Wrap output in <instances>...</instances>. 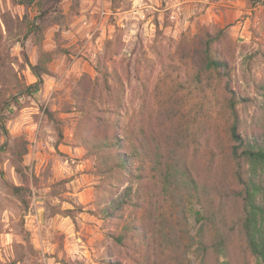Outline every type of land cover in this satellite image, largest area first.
<instances>
[{"label": "rangeland", "instance_id": "obj_1", "mask_svg": "<svg viewBox=\"0 0 264 264\" xmlns=\"http://www.w3.org/2000/svg\"><path fill=\"white\" fill-rule=\"evenodd\" d=\"M44 1L0 0V264H102L108 253L111 261L132 264L126 247L106 237L95 205L96 161L73 138L82 117L78 86L82 80L90 88L98 84L89 96L97 102L100 95L117 96L121 125L137 129L145 84L147 128L153 132L170 121L178 140L192 132L204 139L210 135L211 146L219 150L228 121L223 86L206 79L198 83L178 44L189 39L197 48L198 38H191L201 27L223 28L235 47L231 85L237 110L249 137L264 141V0H58L55 7ZM41 51L50 54L49 73L28 92L36 83L30 65ZM104 74L110 90L104 89ZM4 99L10 104L3 111ZM108 104L111 110L116 106ZM23 142L27 153L21 167L31 184L27 208L11 192L21 184L15 166ZM198 154L203 169L209 155ZM81 161L88 170L76 167ZM145 176V191L157 195L151 173ZM75 177L76 193L70 184ZM255 179L264 191L259 171ZM186 206L194 236L198 206L193 201ZM239 241L235 238L231 247L232 263L260 264ZM209 262L214 264L213 257ZM157 264H164L163 258Z\"/></svg>", "mask_w": 264, "mask_h": 264}, {"label": "trees", "instance_id": "obj_2", "mask_svg": "<svg viewBox=\"0 0 264 264\" xmlns=\"http://www.w3.org/2000/svg\"><path fill=\"white\" fill-rule=\"evenodd\" d=\"M49 1H53L54 7L58 2L44 3ZM33 27L34 32L41 33L39 26ZM195 38L199 40L197 48H191L189 39L180 40L178 48L186 50L198 83L206 79L223 86L222 104L228 112V121L223 141L218 142L219 150L211 146L210 135L204 139L192 132L186 139L178 140L170 121L153 132L147 128L150 117L145 84L138 112L139 126L133 129L121 125L117 96L100 95L98 102L90 99V95L97 93L98 84L93 82L90 88V83L82 80L75 95L82 117L73 138L95 158L100 176L95 205L106 223V237L113 244L126 247L132 264H157L160 258L164 264H190L189 254L198 264H210L211 257L214 264H233L231 247L235 238L261 264L264 191L255 177L258 171L264 177V141L249 137L237 110L238 100L231 85L235 47L225 30L216 28L211 32L201 27L191 41ZM49 60L50 54L41 51L36 64L30 65L36 83L27 88L28 92L42 84L43 76L49 73ZM103 86L110 90L105 74ZM111 101L116 105L113 110L108 108ZM1 103L4 111L10 101L4 99ZM108 112H112V118L107 117ZM57 132L61 142L62 130L57 128ZM200 152L209 155L203 169L199 168L197 158ZM26 153L23 142L17 148L15 166L21 184L11 186L13 196L24 208L29 205L27 194L31 185L30 176L21 167ZM146 171L155 180L156 197L145 191ZM192 201L198 206L194 236L187 228L185 215L186 205ZM63 215L70 218L72 212L65 211ZM102 264L123 263L111 261L108 253Z\"/></svg>", "mask_w": 264, "mask_h": 264}, {"label": "crops", "instance_id": "obj_3", "mask_svg": "<svg viewBox=\"0 0 264 264\" xmlns=\"http://www.w3.org/2000/svg\"><path fill=\"white\" fill-rule=\"evenodd\" d=\"M75 151H77V149H74ZM78 151H80V154H82V152H83V150L82 149H79ZM70 152V154L71 153H74L73 152V150H70L69 151ZM72 155V154H71ZM76 167H78V169H81V170H84V169H89V165L87 164V163H85V161H81L80 162V165L79 166H76ZM82 176V175H81ZM77 181H78V179L75 177L73 180L71 179V181H70V184L72 185V190H73V192H75L76 193V191H75V188H74V186L76 185V183H77ZM75 195V194H74Z\"/></svg>", "mask_w": 264, "mask_h": 264}, {"label": "built area", "instance_id": "obj_4", "mask_svg": "<svg viewBox=\"0 0 264 264\" xmlns=\"http://www.w3.org/2000/svg\"><path fill=\"white\" fill-rule=\"evenodd\" d=\"M90 35L92 36V34H87L86 36L88 37V38H90ZM97 43V42H96Z\"/></svg>", "mask_w": 264, "mask_h": 264}]
</instances>
